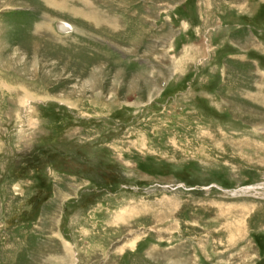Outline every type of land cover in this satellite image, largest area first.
<instances>
[{
	"label": "rangeland",
	"instance_id": "obj_1",
	"mask_svg": "<svg viewBox=\"0 0 264 264\" xmlns=\"http://www.w3.org/2000/svg\"><path fill=\"white\" fill-rule=\"evenodd\" d=\"M0 264H264V0H0Z\"/></svg>",
	"mask_w": 264,
	"mask_h": 264
}]
</instances>
